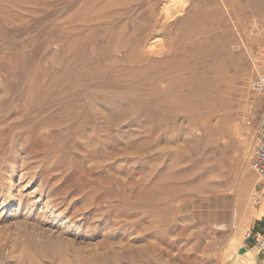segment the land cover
Segmentation results:
<instances>
[{
    "label": "rangeland",
    "instance_id": "1",
    "mask_svg": "<svg viewBox=\"0 0 264 264\" xmlns=\"http://www.w3.org/2000/svg\"><path fill=\"white\" fill-rule=\"evenodd\" d=\"M167 5L0 0V264L264 258V0Z\"/></svg>",
    "mask_w": 264,
    "mask_h": 264
},
{
    "label": "bare ground",
    "instance_id": "2",
    "mask_svg": "<svg viewBox=\"0 0 264 264\" xmlns=\"http://www.w3.org/2000/svg\"><path fill=\"white\" fill-rule=\"evenodd\" d=\"M187 2L188 0H170V6H169L167 9H166V13L168 16L172 17L175 15V13H172L171 12V8L173 9V7L171 6H174V7H177L176 10H178V12H182L185 8V6L187 5ZM175 9V8H174ZM179 15V14H178ZM176 16V15H175ZM174 19V18H172ZM170 21V20H169ZM119 39V38H118ZM161 41V40H160ZM153 43V42H152ZM163 43V42H162ZM133 44V43H132ZM161 44V43H160ZM130 45V44H129ZM134 45V44H133ZM148 46V45H147ZM158 46V45H157ZM166 49V47H164ZM163 48V49H164ZM168 48V47H167ZM141 49V48H140ZM178 50V49H177ZM153 51V50H152ZM161 51V50H160ZM164 51V50H163ZM173 51V50H172ZM156 52V51H154ZM166 52V51H165ZM161 53V52H159ZM158 54V53H156ZM153 57V56H152ZM168 59V58H166ZM171 59V58H170ZM170 61V60H168ZM182 64V63H181ZM150 65V64H149ZM184 65V64H183ZM158 67V66H157ZM121 74V73H120ZM139 76V75H138ZM202 78V77H201ZM212 85V84H211ZM197 86V85H196ZM193 87V86H192ZM199 87V86H197ZM201 87V86H200ZM212 88V87H211ZM210 88V89H211ZM203 90V89H202ZM202 90L200 89L198 92L196 93H192V94H188V95H176V96H172V97H169L168 98V101L166 102L169 107L168 109L172 110L173 112L177 111V110H182V111H191V112H199L200 109H202L201 107L203 106V101H205L206 99H209V106L211 105L212 103V99L209 98V96L207 95V93H205L204 95L201 94ZM195 92V91H194ZM203 93V92H202ZM210 93V92H209ZM129 96V95H128ZM144 96V95H143ZM171 96V95H170ZM215 98V97H214ZM202 105V106H201ZM163 106V105H162ZM167 106V105H166ZM154 109V108H153ZM167 109V107H166ZM150 110V109H149ZM164 110V109H162ZM161 110V111H162ZM208 110V109H207ZM151 111V110H150ZM171 111V112H172ZM205 111V110H204ZM209 111V110H208ZM157 112V111H156ZM170 113V112H169ZM187 113V112H186ZM202 113V112H201ZM204 113V112H203ZM153 114V113H152ZM205 114V113H204ZM143 115V114H142ZM247 181L248 179L247 178H244V181ZM264 186V185H263ZM237 204V202H236ZM240 205V204H239ZM262 209H264V203L262 205ZM251 210V209H250ZM243 211H241L242 213ZM247 212V211H246ZM248 214V213H247ZM235 219H236V216L238 215V208L234 211L233 213Z\"/></svg>",
    "mask_w": 264,
    "mask_h": 264
},
{
    "label": "built area",
    "instance_id": "3",
    "mask_svg": "<svg viewBox=\"0 0 264 264\" xmlns=\"http://www.w3.org/2000/svg\"><path fill=\"white\" fill-rule=\"evenodd\" d=\"M257 98L263 108V112L260 114L253 113V118H257L259 130L257 135V142L254 146L250 168L255 172L259 181L264 183V68L258 79ZM261 196L254 198L256 205L261 204ZM261 248L264 249V240L259 243Z\"/></svg>",
    "mask_w": 264,
    "mask_h": 264
},
{
    "label": "crops",
    "instance_id": "4",
    "mask_svg": "<svg viewBox=\"0 0 264 264\" xmlns=\"http://www.w3.org/2000/svg\"><path fill=\"white\" fill-rule=\"evenodd\" d=\"M262 184H264V183H262ZM260 193H261L262 201H261V204L259 206H261L264 203V186L260 189ZM260 211L264 217V209L262 210V207L260 208ZM262 256H264V254ZM258 264H264V258L259 260Z\"/></svg>",
    "mask_w": 264,
    "mask_h": 264
},
{
    "label": "water",
    "instance_id": "5",
    "mask_svg": "<svg viewBox=\"0 0 264 264\" xmlns=\"http://www.w3.org/2000/svg\"><path fill=\"white\" fill-rule=\"evenodd\" d=\"M246 251H247V249L243 248V249H241V250L239 251V254H245Z\"/></svg>",
    "mask_w": 264,
    "mask_h": 264
}]
</instances>
